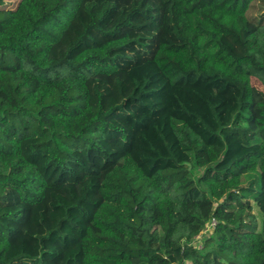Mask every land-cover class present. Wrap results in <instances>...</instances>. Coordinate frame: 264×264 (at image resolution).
I'll list each match as a JSON object with an SVG mask.
<instances>
[{
  "label": "trees",
  "instance_id": "obj_1",
  "mask_svg": "<svg viewBox=\"0 0 264 264\" xmlns=\"http://www.w3.org/2000/svg\"><path fill=\"white\" fill-rule=\"evenodd\" d=\"M253 79L264 0H0V264H264Z\"/></svg>",
  "mask_w": 264,
  "mask_h": 264
},
{
  "label": "built area",
  "instance_id": "obj_2",
  "mask_svg": "<svg viewBox=\"0 0 264 264\" xmlns=\"http://www.w3.org/2000/svg\"><path fill=\"white\" fill-rule=\"evenodd\" d=\"M216 227H217V221L213 219L212 222L207 227V229L203 232V234L197 237L190 245L191 246L193 245L197 248H202L201 241L204 237L203 235L212 234L213 231L216 229Z\"/></svg>",
  "mask_w": 264,
  "mask_h": 264
},
{
  "label": "rangeland",
  "instance_id": "obj_3",
  "mask_svg": "<svg viewBox=\"0 0 264 264\" xmlns=\"http://www.w3.org/2000/svg\"><path fill=\"white\" fill-rule=\"evenodd\" d=\"M233 48H235V51L237 54L242 53L239 45H233ZM30 49H33V47H30ZM37 50H38V52H36ZM37 50L35 51V53H37L39 56H43L42 52H40L39 49H37ZM252 84L255 87L256 92H258V93L264 92V87L259 82H257L256 80L253 79ZM254 214H256L258 218L260 217L257 209L254 210Z\"/></svg>",
  "mask_w": 264,
  "mask_h": 264
}]
</instances>
